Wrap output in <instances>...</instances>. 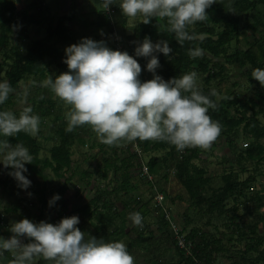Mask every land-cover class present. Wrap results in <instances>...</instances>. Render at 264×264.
Here are the masks:
<instances>
[{
  "label": "trees",
  "instance_id": "16d2710c",
  "mask_svg": "<svg viewBox=\"0 0 264 264\" xmlns=\"http://www.w3.org/2000/svg\"><path fill=\"white\" fill-rule=\"evenodd\" d=\"M43 1L31 0L28 4L36 5V11L32 13L26 11L23 18L28 23L44 25V34L31 39L25 51L21 52L16 46L11 45L7 38L8 32L16 31L18 28L17 21L14 20L15 1L0 0V51L5 48L0 57V73L3 74L4 79L11 82L15 91L18 89L20 81L33 77L36 80V83L32 85L34 91L30 94L33 108L36 109L39 103L44 110L51 112L58 99L61 98L57 97L49 87L42 85V81L47 78L50 72L48 68L52 64L59 66L61 72L68 70L64 61L65 48L77 40L73 29L69 26L76 14V3L75 0H71L68 10L63 15L51 18L42 9ZM110 8L115 12L121 11L116 3L110 5ZM206 11L209 13V17L202 21H196L189 28L193 33V39L185 40L182 44L178 43L175 34L168 30L167 18L160 17H153L149 23H144L141 18L132 26L131 32L120 35V41L123 44V50H127L141 64L140 78L142 80L150 79L152 72L146 68L148 57L135 56L136 45L145 36H149L154 42L159 39L169 41L173 52L167 55L158 53L161 66L157 72L165 79L180 76L182 73L193 69L198 72L199 79L202 81L200 86L203 92L209 95L216 104L214 108L209 107V113L213 119L219 120L222 124V130L217 139L226 141L230 135L237 134L239 126L250 138L245 147L236 152L234 158L239 169L246 171L247 167L243 165L244 161L259 162L264 159V121L258 117V110L253 109L257 102L252 97L249 98L250 102L254 101V105L247 103V109H253L251 113H247L246 109L238 107L235 96L229 94L218 99L210 82L222 75L224 71L223 62L233 63L240 68L245 67L248 75L255 67H264V0H216ZM98 15L101 20L100 25H106L108 28L107 33L111 39L110 46L114 49L112 33L116 27L115 22L104 9L98 11ZM120 21L125 27L126 17L124 15L120 17ZM248 31L255 33L256 36L248 47L241 48L237 45L239 38ZM232 41L235 42V46L230 48ZM195 46L204 50L203 55L196 57L190 55L189 49ZM219 57L223 59V62L215 60ZM51 75L55 78L57 74ZM15 91L9 95L3 104H0V108L5 109V106L15 96ZM256 95L258 102L264 103V88L257 90ZM231 109H233V113H231ZM262 110H264L263 106L260 107L259 111ZM42 112L44 111H41L40 114ZM54 117L59 116L55 114ZM66 125L67 122L57 126L56 133L59 140L49 147V156L44 158L37 155L39 145L36 136L20 131L8 137L12 143L23 142L32 153L33 161L25 162L28 169L26 173L34 171L41 174L44 167H49L58 177L62 178L60 185L55 189V192L59 193L60 196L64 195L69 182L76 174L75 169L72 168L71 158L73 132L85 128H90L95 132L88 124L78 126L72 131H67ZM122 142H127V140ZM129 143L134 144L145 155L150 154L149 157L144 160L140 151L130 149L132 146H127L126 150L117 151L114 144L109 145L100 140L96 152V156L99 157L97 170H100L98 173L103 179H106L111 171L113 186L110 189L108 187L96 189L89 200L81 202L73 209V212L78 215L97 220L92 222L97 234L102 233L109 239H122L127 236L128 230L125 229L124 225L105 233L101 216L106 215L108 219H113L121 211V209H116L110 195L112 192L124 191L128 193L131 189L129 185L130 168L137 164L141 167L142 163H145L147 172L153 177L149 179L147 174L141 171L140 173L149 185L153 184L155 176L165 175L164 170L171 168L177 180L188 193L190 205L204 207L205 211L210 214L216 213L226 216L228 220H226L227 226H225L230 228V233L226 235L223 233L221 237L225 236L229 241L235 240L243 244L242 248L237 250L239 262L234 261L232 264H264V194L259 190L248 192L249 183L255 178L252 173L246 178L240 179L236 171H226L221 174L220 183L215 186L210 183L211 178L205 167L195 162V160H202L201 147H187L183 151H179L167 141L139 138L129 141ZM160 151L163 153H158ZM4 167L7 169L9 166ZM83 184H90L89 177ZM204 188L208 190L207 193L202 191ZM160 191L163 192L162 189ZM240 195H244L247 202L255 203L257 211V218L247 225L241 223L243 221H240V216L235 212L236 206H232V208L227 206L228 198H233L236 201ZM50 198L45 197L42 188L40 190L42 208L54 209L59 220L62 217L70 216L69 213L65 212L62 203L55 201L54 204L49 205ZM134 200L137 201V199ZM140 204L143 207L139 211L144 216L149 207L146 203ZM156 208L160 210L157 217L158 226L166 232V236L170 239L178 256L175 262L169 261L166 264H214L216 253L229 250L222 243V238L210 239L199 227H191L186 233L184 230L188 227L189 216L185 214L183 226H179V228L180 232L184 233L185 241L190 242V248L187 252L186 249L177 245L174 231L169 219L165 216L163 206L156 204ZM41 219H44L42 209L38 211L35 221L38 222ZM171 219L177 222L174 218L171 217ZM150 237L151 232L145 235L144 229L137 225L135 235L126 240L129 251L141 241H148ZM29 239L31 238L25 237L24 242ZM11 258V252L6 251L2 259L7 264ZM34 264H52V262L40 257L34 261Z\"/></svg>",
  "mask_w": 264,
  "mask_h": 264
},
{
  "label": "clouds",
  "instance_id": "9594fccd",
  "mask_svg": "<svg viewBox=\"0 0 264 264\" xmlns=\"http://www.w3.org/2000/svg\"><path fill=\"white\" fill-rule=\"evenodd\" d=\"M104 9L117 3L122 14L140 16L144 23L153 17L167 18L168 30L175 34L178 43L193 39L189 30L196 21L209 17L206 11L216 0H101ZM203 49H189L191 56L203 55ZM173 52L169 41H153L145 36L135 47V56L148 57L146 68L150 79L142 80L141 64L127 50L113 49L103 40L82 37L79 42L65 48L64 61L69 71L53 78L48 73L44 84L65 104L66 130L88 124L99 139L109 145L139 139L163 140L183 151L187 147L209 148L222 130L219 120L213 119L209 107L215 101L205 94L199 84L198 72L193 69L165 79L157 72L161 66L158 53ZM252 77L264 85V67L252 70ZM29 82L25 86L17 113L0 108V163L11 166L9 174L18 186L28 189L32 183L25 175V162L34 157L23 142L12 143L8 137L27 132L39 134L41 117L27 102ZM15 89L7 79H0V104ZM31 195V192L28 193ZM60 194L48 201L54 204ZM132 221L143 225L139 210L130 214ZM79 216L73 214L53 223L28 217L13 221L10 236L0 235V264H5L4 253L11 252L7 264H34L44 258L52 264H136L124 240L105 239L82 231L77 225ZM22 237L31 238L27 242Z\"/></svg>",
  "mask_w": 264,
  "mask_h": 264
},
{
  "label": "rangeland",
  "instance_id": "374dc122",
  "mask_svg": "<svg viewBox=\"0 0 264 264\" xmlns=\"http://www.w3.org/2000/svg\"><path fill=\"white\" fill-rule=\"evenodd\" d=\"M14 1L16 7L14 20L17 21L18 28L16 31L8 32L7 38L11 45L16 46L21 52H24L31 39L44 34V25L40 26L28 23L23 18L26 11L27 13L36 11V5L28 4L31 0ZM61 4L64 7L60 5V11L57 12H65L67 10V1L65 0ZM91 4L96 12L104 9L101 0H93ZM122 15L124 14H122L121 11H116L115 17L112 18L116 25V29H114L119 36L129 32L128 28H132L140 19L139 15L136 17L124 15L126 17V26L124 27L120 21ZM97 17L100 20L99 15L96 14L95 18L97 19ZM107 29L106 25H100L99 29L93 34V39L103 40L111 47V39L109 38ZM255 36V33L248 31L240 36L237 45L241 48H246ZM82 37H80V39ZM98 37L101 39H98ZM80 39L71 43H77ZM234 46L235 42L232 41L230 48ZM4 49L5 48H2V50ZM2 50L0 51V57L3 54ZM215 60L223 62L221 57L215 58ZM223 63L224 71L222 75L212 79L210 82L211 88L216 92V97L220 99L229 94L235 96L239 108L246 109L247 113H251L253 109L258 110V117L261 121H264V110L259 111L261 106L264 107V103L258 102V96L256 95V91L263 89L264 85H261L256 78L252 77V72L248 75V71L245 67L240 68L233 63ZM48 69H50L49 74L58 75L61 73L59 66L55 64L50 65ZM67 71H69V69ZM0 79H4L2 73H0ZM31 81L36 82L33 77H28L20 81L18 89L15 91V96L12 98L11 102L5 106V109H10L17 113L22 109L24 105L21 103V100L23 98L25 86ZM44 81L45 80L42 81V85H45ZM201 83L202 81L199 79V84ZM32 85L34 84L30 85L27 97V102L30 104H32L30 94L34 91ZM250 97L257 102L256 105H254V101H249ZM52 98H54V95H52ZM247 103L249 105H254L252 110L247 109ZM69 107L70 106L65 104L62 99H58L51 112L44 110L39 103L36 109L33 108L41 117L40 131L39 134L36 135L39 145L38 157H48L49 147L58 142L59 137L56 133V128L67 122L65 113ZM41 111L44 112L40 114ZM231 113H233V109H231ZM55 114L59 117L55 118ZM73 138L71 158L72 168L75 169L76 174L69 182L64 195L56 200L58 203H62L65 212L69 213V215L77 214L73 212V209L80 205L81 202L89 200L96 189H103L105 187L110 189L113 186L112 172L110 171L108 177L103 179L98 173L100 170H97L99 157L96 156V152L98 150L97 144L100 141L98 135L90 128H85L73 132ZM249 140V136H247L241 126H239L237 134L230 135L226 141L224 139H216L209 148H202V160H195V162L205 167L211 178L210 183L215 186L220 183V176L226 171H236L240 179H244L252 173L255 178L254 181L249 183L248 192L259 190L264 194V159L259 162L251 160L244 161L243 165L247 167L246 171L240 170L238 167L239 165L234 160L236 152L245 147ZM127 146H132L130 149L136 150L134 144H130L129 141L114 144V148L117 151L126 150ZM158 153L163 152L160 151ZM142 154L144 160L150 155ZM10 168L11 166L5 169L4 165L0 163V235L5 237L10 236L12 234L9 231L10 224L22 217H28L35 221L36 215L40 209H42V216L45 220L53 223L58 222L59 218L54 209L50 207L42 208L40 190L42 188L44 189L45 197H52L56 194L55 189L60 185L62 178L58 177L51 168L44 167L41 174L34 171L25 173V175L31 179L32 183L28 189H22L18 186L16 179L9 174ZM140 168L141 167L137 164L129 170V185L131 189L128 193L121 191L112 192L110 195V199L114 202L116 209H121V211L118 212L113 219H108L106 215L101 216L105 233H109L120 225H124L125 229L128 230V234L121 240L126 242L128 238L133 237L135 232H137V225L132 221L129 214L133 211L141 210L143 206L140 203L147 204L149 209L143 216V225L141 227L144 229L145 235L151 232V237L148 241H141L136 244L130 251L135 258L136 264H166L169 261L175 262L178 259L170 239L166 236V232L158 226L157 217L160 210L156 208L157 202L154 198V193L156 190L160 191L161 189L163 192H160L164 194L162 203L164 207L169 210L170 216L177 221L174 222L178 227L183 226V218H185L184 215L187 214L189 220L188 227L184 230L186 233L191 227H199L210 239L214 237L222 238V243L228 247L229 250L216 253L214 258L215 263L232 264L234 261L239 262L237 250L242 248V242L235 240L229 241L227 237H221L223 233L225 235L230 233V228L226 227L227 224L225 222L228 219L225 215H218L216 213L210 214L205 211L204 207L190 205V197L185 188L177 180L173 173V169L168 168L164 170L165 175L159 174L155 176L156 178H154L153 184L149 185L142 178ZM88 177L90 184L84 185L83 182H85ZM202 191L205 193L208 192L206 188L202 189ZM29 192H31V195L28 194ZM134 199H137V201ZM227 206L229 208H232V206L237 207L235 212L240 216L239 219L243 221L241 223L244 225L249 224L257 218L255 203L247 202L244 195L238 196L236 201L233 200V198H228ZM78 216L80 219L77 226L82 231L98 238L103 237L109 239V237H105L102 233L97 234L95 232L92 222H96V219H88L86 216L82 215ZM22 240L24 241L25 237H22Z\"/></svg>",
  "mask_w": 264,
  "mask_h": 264
},
{
  "label": "crops",
  "instance_id": "0c3cea01",
  "mask_svg": "<svg viewBox=\"0 0 264 264\" xmlns=\"http://www.w3.org/2000/svg\"><path fill=\"white\" fill-rule=\"evenodd\" d=\"M63 1L65 0H44L42 4L43 6L42 9L44 13L49 15V17L51 18L52 17L55 18L57 16L63 15L68 10L71 0H66L68 8L65 12L64 11L57 12L60 11L59 6L62 5L61 3ZM92 1L93 0H75L76 14L74 19L69 23V26L73 29L76 39H80V37L82 36L93 38V34H95V32L99 29V24L101 21L98 19V17L97 19L95 18L96 14L98 15V11L96 12L95 8L92 6L91 4ZM62 7L64 6L62 5ZM111 12H112V18H114L116 12L114 10ZM128 31L131 32L132 28H128ZM98 39L101 38L98 37Z\"/></svg>",
  "mask_w": 264,
  "mask_h": 264
},
{
  "label": "built area",
  "instance_id": "2783aa9c",
  "mask_svg": "<svg viewBox=\"0 0 264 264\" xmlns=\"http://www.w3.org/2000/svg\"><path fill=\"white\" fill-rule=\"evenodd\" d=\"M105 11L107 12V14H110L111 17H112V8H108V9H105ZM112 38L114 39L113 40V47L114 49H120V50H123V44L122 42L120 41V36L118 35L117 31L114 29L113 33H112ZM135 146V145H134ZM136 148V151H139L138 148L135 146ZM140 171L144 174H147V177L149 179H152V175L150 173H148L147 171V166L145 163H142L141 165V168H140ZM163 197H164V194L161 193L160 191H157L154 193V198L157 202V204H160L163 206V210L165 211V216L169 219L170 221V224H171V227L174 231V235H175V238H176V243L179 247L181 248H184L186 249V251L188 252L189 251V248H190V242H187L185 241V238H184V233L183 232H180V228L175 224V222L171 219V216L169 214V210L166 209V207H164L162 201H163ZM214 264H217V263H214Z\"/></svg>",
  "mask_w": 264,
  "mask_h": 264
}]
</instances>
